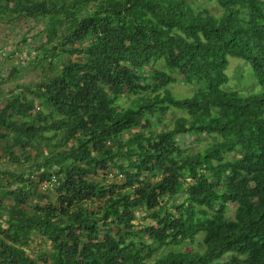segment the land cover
I'll return each mask as SVG.
<instances>
[{
	"label": "trees",
	"instance_id": "obj_1",
	"mask_svg": "<svg viewBox=\"0 0 264 264\" xmlns=\"http://www.w3.org/2000/svg\"><path fill=\"white\" fill-rule=\"evenodd\" d=\"M27 20L48 72L0 100V264H264V0H0Z\"/></svg>",
	"mask_w": 264,
	"mask_h": 264
},
{
	"label": "rangeland",
	"instance_id": "obj_2",
	"mask_svg": "<svg viewBox=\"0 0 264 264\" xmlns=\"http://www.w3.org/2000/svg\"><path fill=\"white\" fill-rule=\"evenodd\" d=\"M206 5L209 9H214L211 3L207 2ZM31 24H33V20H27L21 24L0 23V75L5 76L10 73L12 69L20 70V74L16 79H10L2 84L0 83V100L9 95L10 91H17V85L21 86L22 84L33 83L44 73L48 72V69H43V66L36 67L34 64L29 65L32 57L36 54L33 46L36 44L41 34L37 36L36 33V36L28 38L26 42L20 41L23 35L30 36L34 34L33 32L40 29V25H36L29 29ZM242 62L241 59L237 58L229 59L226 70L229 80L224 87L226 91L236 90L240 95H243L252 93V89L257 88V83L251 75L252 71L250 72L251 69L249 70L247 64ZM240 86H244V88H240ZM165 119L169 123L172 122V114H166ZM3 163L4 162H1L0 166ZM11 167L14 168L13 166ZM38 242L39 241L36 243ZM42 247H45L44 243Z\"/></svg>",
	"mask_w": 264,
	"mask_h": 264
}]
</instances>
